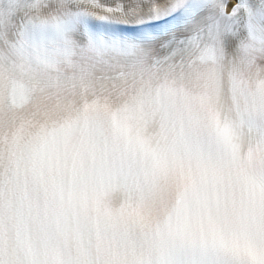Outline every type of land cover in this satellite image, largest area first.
Listing matches in <instances>:
<instances>
[{"label":"snow or ice","instance_id":"6c2138e0","mask_svg":"<svg viewBox=\"0 0 264 264\" xmlns=\"http://www.w3.org/2000/svg\"><path fill=\"white\" fill-rule=\"evenodd\" d=\"M0 264H264V0H0Z\"/></svg>","mask_w":264,"mask_h":264}]
</instances>
